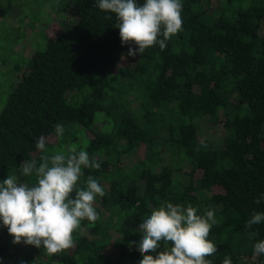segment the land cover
I'll list each match as a JSON object with an SVG mask.
<instances>
[{"label": "trees", "instance_id": "trees-1", "mask_svg": "<svg viewBox=\"0 0 264 264\" xmlns=\"http://www.w3.org/2000/svg\"><path fill=\"white\" fill-rule=\"evenodd\" d=\"M52 1L66 25L42 28L44 48L0 111V182H33L19 166L40 162L35 142L45 136L49 154L76 145L96 159L100 169H85L80 184L91 175L105 195L99 219L82 221L74 246L54 255L13 244L0 222V264H139L138 226L162 201L215 210L213 264H264L253 251L264 222L245 228L264 212V199L255 203L264 193V0H182V31L132 66L122 61L134 44L122 45L115 15L97 0Z\"/></svg>", "mask_w": 264, "mask_h": 264}, {"label": "clouds", "instance_id": "clouds-1", "mask_svg": "<svg viewBox=\"0 0 264 264\" xmlns=\"http://www.w3.org/2000/svg\"><path fill=\"white\" fill-rule=\"evenodd\" d=\"M96 6L115 15L122 45L137 46L129 48L130 57L142 55L156 45L164 49L167 41L182 31V0H97ZM54 132L57 138L62 137L64 125L56 123ZM48 143L49 137L40 136L35 142L42 153L40 162L32 159L19 166L32 183L19 182L15 174L0 182V222L13 237V244L43 248L54 255L74 246L73 233L80 229L82 221L99 219L95 201L105 195V189L91 175L83 186L80 184L85 169L101 167L84 148L70 145L49 154ZM261 199L264 193L255 203ZM198 211L191 204L185 207L168 201L154 208L138 226V244L129 245L136 244L142 256L139 264H213L208 257L218 248L208 237L217 224L215 210L206 208L202 215ZM262 222L264 212H253L245 228ZM247 234L250 238L256 235L253 231ZM253 251L257 256L264 255V240H258ZM222 264H232L231 258L226 257Z\"/></svg>", "mask_w": 264, "mask_h": 264}, {"label": "rangeland", "instance_id": "rangeland-1", "mask_svg": "<svg viewBox=\"0 0 264 264\" xmlns=\"http://www.w3.org/2000/svg\"><path fill=\"white\" fill-rule=\"evenodd\" d=\"M52 0H0V111L19 75L26 69L30 54L43 49L49 34L66 25L67 16L53 10ZM66 18V19H65ZM134 44L132 48H136ZM125 54L122 66H132L137 56ZM137 104L134 105L136 107ZM100 126V122L98 123ZM215 147L221 145L217 134L209 131ZM66 147V146H65ZM141 151L137 156H141ZM134 158V157H133ZM133 158L126 159L130 162ZM96 202V201H95ZM16 263L23 264L21 257Z\"/></svg>", "mask_w": 264, "mask_h": 264}]
</instances>
